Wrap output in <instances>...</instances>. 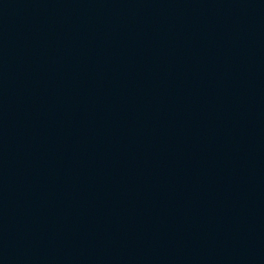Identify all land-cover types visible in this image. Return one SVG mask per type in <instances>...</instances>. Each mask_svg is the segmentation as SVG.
Here are the masks:
<instances>
[{"label":"water","instance_id":"water-1","mask_svg":"<svg viewBox=\"0 0 264 264\" xmlns=\"http://www.w3.org/2000/svg\"><path fill=\"white\" fill-rule=\"evenodd\" d=\"M0 264H264V0H0Z\"/></svg>","mask_w":264,"mask_h":264}]
</instances>
